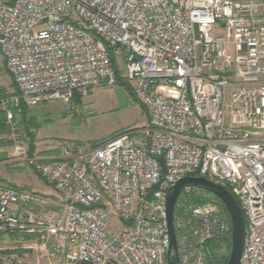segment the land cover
<instances>
[{
  "label": "built area",
  "instance_id": "1",
  "mask_svg": "<svg viewBox=\"0 0 264 264\" xmlns=\"http://www.w3.org/2000/svg\"><path fill=\"white\" fill-rule=\"evenodd\" d=\"M0 52L17 88L0 109L15 137L22 104L70 103L124 82L148 117L58 158H23L65 201L0 184V240L31 236L50 264H168L166 195L204 177L237 198L240 264H264V0H0ZM121 63V64H120ZM185 186L174 223L180 264H212L230 217ZM18 259L0 247V264Z\"/></svg>",
  "mask_w": 264,
  "mask_h": 264
},
{
  "label": "rangeland",
  "instance_id": "2",
  "mask_svg": "<svg viewBox=\"0 0 264 264\" xmlns=\"http://www.w3.org/2000/svg\"><path fill=\"white\" fill-rule=\"evenodd\" d=\"M121 86L123 85L117 83L110 87H100L89 98L73 99L68 104L51 101L30 108L31 112L27 117L35 119L36 128H31L30 131L35 135L36 152H55L62 146V142L69 141L87 145L99 144L120 132L148 127V117L141 104L135 101L129 87L123 89ZM130 88L132 89L131 86ZM0 89L15 87L0 80ZM20 118L15 121V137L10 127L9 132L0 131V180L3 185L37 188L36 174L31 165L24 157L11 156L14 139L26 141L23 144L28 149L27 135ZM9 143L11 144L8 145ZM26 237L7 235L0 240V247L5 254L18 256L10 264H50L38 248H30L34 237ZM218 244L221 248L216 246ZM211 250L215 254L229 252L227 242H216Z\"/></svg>",
  "mask_w": 264,
  "mask_h": 264
},
{
  "label": "water",
  "instance_id": "3",
  "mask_svg": "<svg viewBox=\"0 0 264 264\" xmlns=\"http://www.w3.org/2000/svg\"><path fill=\"white\" fill-rule=\"evenodd\" d=\"M188 185L199 187L215 195L226 207L232 226L231 252L228 264H240L245 239V218L242 208L235 196L228 189L204 177H185L178 181L167 192V223L170 237V245L167 253L168 264H180L174 214L178 197L182 189ZM211 262L213 264L212 259Z\"/></svg>",
  "mask_w": 264,
  "mask_h": 264
},
{
  "label": "trees",
  "instance_id": "4",
  "mask_svg": "<svg viewBox=\"0 0 264 264\" xmlns=\"http://www.w3.org/2000/svg\"><path fill=\"white\" fill-rule=\"evenodd\" d=\"M113 62H114V65H115V69H116V75H117V78H118V83L119 82H124L122 80V77H121V72L119 71L118 67H117V64H116V61L113 59ZM133 98L135 99V101L139 104V102L136 100L135 96H134V93L132 91V89H129ZM8 96V94L6 93L5 90L3 89H0V101L1 99L3 98H6ZM74 99H82L80 96H75ZM142 106V105H141ZM143 110L145 111L144 107L142 106ZM30 108L27 107L25 104H22V112L20 114L16 113L15 115V121L17 120V118L21 117V122H22V126H23V130L24 132L26 133L27 135V145H28V150H27V159H32L35 157V152H36V147H35V135L30 131L31 128H36L35 126V119H32V118H28V114L30 113ZM146 113V111H145ZM0 131L1 132H9V126L7 125V121H6V115L4 114V112L0 111ZM122 133V132H120ZM118 135V134H117ZM26 142V141H24ZM11 143H9L8 145H10ZM96 145V144H94ZM32 169L34 170V172H36V169L34 166H32ZM0 184H4L2 180H0ZM7 186H10V187H14V188H18V189H25L24 187H18L16 185H10V184H5ZM202 191V196L196 200H191L190 202H197V203H212V204H216L218 205L220 208H222L229 216L228 212H227V209L226 207L224 206V204L222 203V201L217 198L215 195L201 189ZM237 199V198H236ZM238 201V200H237ZM27 239H30L31 236H27L26 237ZM216 242H227V245H228V249H229V252L227 254L225 253H222L220 254L221 252H218L217 254H215V252L213 250H211V254H212V261H213V264H228V261H229V257H230V249H231V237H228L226 240L224 241H216ZM214 242V243H216ZM213 243V244H214ZM213 244L210 246L212 248ZM218 246V248H221V246L218 244L216 245ZM220 251V250H219ZM81 264H90V263H81Z\"/></svg>",
  "mask_w": 264,
  "mask_h": 264
},
{
  "label": "crops",
  "instance_id": "5",
  "mask_svg": "<svg viewBox=\"0 0 264 264\" xmlns=\"http://www.w3.org/2000/svg\"><path fill=\"white\" fill-rule=\"evenodd\" d=\"M0 80H3L4 83L6 82L9 84H12V86L15 87V89H3L6 91V93L8 95L12 94L13 92H16L17 88L13 82L12 77L10 76V74L6 70L5 57L3 56V54L1 52H0ZM118 85H123V86H121L123 89H126L127 87H129V89H131L130 85L127 84L126 82H119ZM66 143H78V142H70V141L69 142H62V145L66 144ZM61 147L59 148L58 151H55V152H45V153H41V154L36 152L35 158L39 159V160H49V159H53V158H58L61 155ZM35 174H36V178H37V182H36L37 188H32V187L27 188L26 187L25 189L35 190V191L51 198L54 201V203L56 204V211L62 213L64 211V208H65V201H63V199H61L60 194L58 193V191L55 189V187L52 184H50L45 179H43L42 176L37 171L35 172Z\"/></svg>",
  "mask_w": 264,
  "mask_h": 264
}]
</instances>
